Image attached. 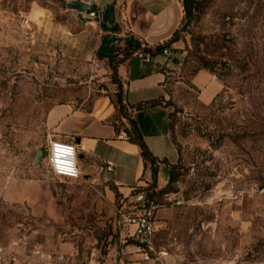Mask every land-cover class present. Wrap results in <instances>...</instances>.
<instances>
[{"label":"rangeland","instance_id":"1","mask_svg":"<svg viewBox=\"0 0 264 264\" xmlns=\"http://www.w3.org/2000/svg\"><path fill=\"white\" fill-rule=\"evenodd\" d=\"M77 1L91 3L0 0V264H264V0H195L184 14L159 99L177 157L157 179L146 163L127 193L50 170L55 107L106 99L132 116L95 33L81 37ZM152 205L146 244L129 219Z\"/></svg>","mask_w":264,"mask_h":264},{"label":"crops","instance_id":"2","mask_svg":"<svg viewBox=\"0 0 264 264\" xmlns=\"http://www.w3.org/2000/svg\"><path fill=\"white\" fill-rule=\"evenodd\" d=\"M92 2L95 3L91 9L97 10L100 18L87 21L81 37L84 40L85 36L89 38L94 32L95 51L104 60H108L117 48L124 51L131 47L142 50L163 44L170 46L184 19L181 0ZM75 13L82 17L81 12ZM139 52L130 56L116 70L118 78L124 80L125 104L131 117L130 114L117 117L114 106L106 99L96 101L88 109L57 106L49 114L50 124L55 131L54 138L77 145L81 178H105L125 193L139 185L143 175L147 174L139 144L132 139H120L121 133L128 132L131 125L129 118L136 122L161 172H166L161 168V161L177 157L169 136V111L160 105L141 111L135 109L140 104L151 103L164 96L167 80L164 69L169 56L160 54L150 62H143ZM212 81V76L206 72H201L194 79V84L203 91L205 101H209L217 92ZM107 163L114 165L112 173L105 171Z\"/></svg>","mask_w":264,"mask_h":264},{"label":"built area","instance_id":"3","mask_svg":"<svg viewBox=\"0 0 264 264\" xmlns=\"http://www.w3.org/2000/svg\"><path fill=\"white\" fill-rule=\"evenodd\" d=\"M82 18L88 21H97L100 14L97 10L90 9L87 13H81ZM26 27L30 28L29 22ZM163 54H168V50H164ZM139 56L143 62H150L154 55L150 52H139ZM120 139L130 141L131 135L128 132L120 134ZM49 166L52 174L60 181L72 180L78 181L82 174L79 168V150L75 143L51 139L49 142ZM114 165L107 163L105 171L112 173ZM157 209L152 205L141 216H134L129 219L130 223L136 228V236L142 243H149L155 233L154 211Z\"/></svg>","mask_w":264,"mask_h":264},{"label":"trees","instance_id":"4","mask_svg":"<svg viewBox=\"0 0 264 264\" xmlns=\"http://www.w3.org/2000/svg\"><path fill=\"white\" fill-rule=\"evenodd\" d=\"M183 8H184V14L186 16L187 19H190L193 15V12L196 9V3L195 0H181ZM94 10V8H93ZM176 35V33H175ZM170 48V46H168V44H163V45H159L157 47H152V48H144V49H140V48H127L126 50H122V48H117L110 56L109 58V63L110 65L113 67V69L115 70V74H116V70L117 67L122 64L123 62H125L130 56H132L133 54H135L136 52H138L139 50L141 52H150L152 53L154 56L160 55L164 53V50H168ZM122 55V57H121ZM161 106V103L159 102V100L151 102V103H145V104H140L137 107H135V109L137 111H141L144 110L146 108H152L155 106ZM129 121L131 123V126L135 127V130H128V133L131 135L132 140H134L135 142H137L139 144V146L142 149V156L144 158V160L146 161V163H150L153 166L154 172H155V178L158 177V171H159V166H158V161L156 158L153 157L152 153L150 152L148 146L146 145L141 133L139 132L136 122L134 120H132L131 118H129ZM157 179V178H156ZM174 178H171V180Z\"/></svg>","mask_w":264,"mask_h":264},{"label":"water","instance_id":"5","mask_svg":"<svg viewBox=\"0 0 264 264\" xmlns=\"http://www.w3.org/2000/svg\"><path fill=\"white\" fill-rule=\"evenodd\" d=\"M95 2L89 3V2H82V1H77V2H72L68 5L69 9L71 10H75V11H79L81 13H87L90 9L91 6L94 4ZM135 130V127H132V131ZM42 153L40 152L39 155H41Z\"/></svg>","mask_w":264,"mask_h":264}]
</instances>
